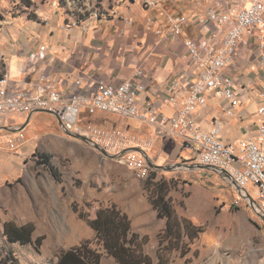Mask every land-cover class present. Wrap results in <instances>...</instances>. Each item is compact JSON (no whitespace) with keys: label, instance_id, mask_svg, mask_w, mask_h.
<instances>
[{"label":"rangeland","instance_id":"rangeland-1","mask_svg":"<svg viewBox=\"0 0 264 264\" xmlns=\"http://www.w3.org/2000/svg\"><path fill=\"white\" fill-rule=\"evenodd\" d=\"M120 2L0 0V52L7 59L14 57L20 48L16 44L17 36L24 27L53 24L55 16L61 21L88 26L98 23L96 14L101 18L109 17ZM142 11L144 17L153 13ZM6 67L7 63L0 60V76ZM253 67L250 64L249 72ZM14 118L21 126L27 123L22 124L19 116ZM100 119L109 120L106 129L120 127L114 123L118 120L142 125L137 120L116 115L100 114L96 122L101 123ZM121 129L137 139H152L151 155L160 148L154 135L144 138L141 136L144 131ZM167 140L179 154L163 160L152 156L154 159L150 160L154 164L161 162V166L170 168L153 169L157 176L152 181L167 180L177 215L191 220L203 232L193 241L183 235L181 241L174 238L160 246L159 234L165 228V220L157 218L148 199L145 186L151 177L142 179L116 159L66 135L56 116L48 112L36 113L23 131L0 129V151L7 157V161L0 160L3 162L0 164V264L8 258L18 264H58L62 251L86 241L102 251L88 220L95 217L98 209L113 204L129 215L135 232L147 237L144 251L151 257L152 264H261L264 261V221L257 211L224 175L195 167L193 153L183 147L179 139L167 137ZM11 143L16 147L11 148ZM42 155L49 158V163H43ZM174 167L179 168L173 170ZM248 191L257 203L253 187L249 186ZM7 221L20 226L32 223L34 239L43 237L42 245L37 248L33 244L8 242L3 235ZM100 264L117 263L104 255Z\"/></svg>","mask_w":264,"mask_h":264},{"label":"built area","instance_id":"built-area-1","mask_svg":"<svg viewBox=\"0 0 264 264\" xmlns=\"http://www.w3.org/2000/svg\"><path fill=\"white\" fill-rule=\"evenodd\" d=\"M174 0H121L139 3L144 9L154 10ZM206 10L192 16L170 14L167 18L170 32L182 37L186 27L194 25L206 30L203 43L185 38V57L191 71L179 75L168 89L165 102L178 111L168 116L140 108L139 96L146 89L141 81L144 72L118 84L80 76L72 86L44 77L32 81L38 73L39 61H49V48L41 45L35 60H23L17 74L10 71L0 77V115L19 112L32 115L48 112L56 116L63 131L85 139V144L98 146L126 165L138 177H150L152 168L147 157L153 147L152 139L135 138L120 128L106 129L94 122L99 114L116 115L137 120L153 128L157 136L175 137L193 153L198 165L209 166L226 174L236 186L250 195L252 186L258 196L257 210L264 216V0H200ZM95 20L102 18L96 14ZM64 22L62 29L78 27ZM247 38L257 40V70L262 79L258 91L260 105L254 124H238L241 132L236 141L227 142L222 134L224 124L215 120L210 127L201 123V113L215 99L227 103L224 112L239 117L240 96L234 78L226 72ZM62 87V89H60ZM11 143V148H15ZM139 149L140 151L136 150ZM143 152V153H142ZM264 264V261L261 263Z\"/></svg>","mask_w":264,"mask_h":264},{"label":"crops","instance_id":"crops-1","mask_svg":"<svg viewBox=\"0 0 264 264\" xmlns=\"http://www.w3.org/2000/svg\"><path fill=\"white\" fill-rule=\"evenodd\" d=\"M165 3L157 9H148L153 13L144 17L145 13L142 11L144 8L141 4L120 2L111 10L109 17L102 18L98 23L88 26L83 24L70 31L62 29L65 21H61L58 16L53 18V24L24 27V30L19 31L17 36L19 40L16 44L20 45V48L14 57L7 59L5 54L0 52V60L7 63L2 75L10 71L17 74L23 60L37 62L35 55L39 47L46 45L49 48L50 59L37 62L38 73L32 76V81L44 77L52 82L60 80L72 86L78 77L92 75L94 79L118 84L132 78L140 69L144 72L141 81L146 86L145 91L139 96L140 108L172 116L182 106L183 99L176 107L166 103L165 99L169 95L168 89L179 75L191 71L190 64L185 57L184 39L191 38L203 43L206 30L191 25L185 28L182 37H176L170 32L167 18L170 14L192 16L203 13L206 8L204 4H199L200 0H174ZM134 12L139 14L134 16ZM142 17L144 19L140 21ZM245 42L248 47L244 44L240 46L234 63L226 70L234 78L236 91L240 96L238 111L242 112L243 123H240L239 117L231 118L224 112L227 106L225 101L211 99L208 108L201 113V123L205 127H210L215 120L224 124L222 137L227 142L240 138L241 132L237 128L238 124L251 125L256 122L260 105L258 88L262 84V79L256 63L257 40L247 38ZM250 64L254 67L249 72ZM246 65H248L247 70H244ZM36 113L26 115L13 112L0 115V129L23 131ZM15 116L21 117L22 124L27 123L21 126L16 122ZM99 116L100 114L94 118V122L103 128L108 127V119L107 121L100 119L101 123L96 122ZM56 119L60 125L57 117ZM131 122L114 121L115 124L128 131L132 129L137 132L144 131V135H141L144 138L155 136L160 142V148L154 150L152 155L148 152L149 158L159 156V160H163L165 157L171 158L179 154L177 149H172L167 138L156 136L153 128L143 123L134 126ZM120 127L115 125L112 128ZM31 145L36 146V144ZM31 145L27 146L31 147ZM4 159L7 161L4 152L0 151V160ZM156 164L162 165L161 162H156Z\"/></svg>","mask_w":264,"mask_h":264},{"label":"trees","instance_id":"trees-1","mask_svg":"<svg viewBox=\"0 0 264 264\" xmlns=\"http://www.w3.org/2000/svg\"><path fill=\"white\" fill-rule=\"evenodd\" d=\"M41 159L43 163H49L47 156L42 155ZM151 175L145 186L148 199L157 218L165 220V228L159 234L160 246L174 238L181 241L183 235H188L191 241L198 238L203 230L191 220L177 215L170 197V183L165 179L153 182L152 180L157 176L154 170ZM88 224L94 231L95 241L102 251L92 247L90 241H86L79 246L62 251L58 264H100L104 255L112 257L117 264H152L151 257L144 251L147 237H141L133 230L129 215L117 205L98 209L95 217L88 220ZM34 232L35 226L32 223L20 226L13 221H7L3 225V235L8 242L22 245L33 244L39 248L43 237L34 239ZM9 260L10 258L3 264H18L15 259Z\"/></svg>","mask_w":264,"mask_h":264},{"label":"water","instance_id":"water-1","mask_svg":"<svg viewBox=\"0 0 264 264\" xmlns=\"http://www.w3.org/2000/svg\"><path fill=\"white\" fill-rule=\"evenodd\" d=\"M64 133H65L66 135L70 136L71 138H74V139L80 140V141H82V142H85V139L82 138V137L76 136V135H74V134H72V133H70V132H67V131H64ZM94 149L100 151V152H101L103 155H105L106 157H109V158H112V159H116V156H113V155L108 154L105 150H103L102 148H100V147H98V146H95ZM136 150L140 151L139 149H136ZM140 152H141V151H140ZM142 153H143V152H142ZM147 160H148V163H149L150 167H151L152 169H154V170H159V171L170 170V168H167V167H163V166H159V165L154 164V163L150 160L149 157H147ZM194 166H195V167H199V168L211 169V170L215 171L216 173H219V174H221V175H224V176L226 177V179H228V180L231 182L232 186H233V187L239 192V194L241 195V197H242L244 200H246V202H248V204H250L251 206H253L254 210L257 211L258 216H260V217L263 219V221H264V216H262V215L258 212V210H257V204L251 199V196L246 195V194L243 192V190L239 189V188L236 186V184H235L233 181H231V180L229 179V177H228L226 174L221 173V172H219V171H217V170H215V169H213V168H211V167H209V166L198 165V164H196V165H194ZM191 167H193V166H191ZM178 168H179V167H174V168H172V169L175 170V169H178Z\"/></svg>","mask_w":264,"mask_h":264}]
</instances>
